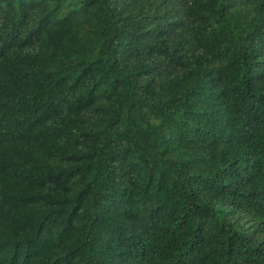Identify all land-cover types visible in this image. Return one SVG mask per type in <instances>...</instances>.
I'll return each mask as SVG.
<instances>
[{
    "label": "trees",
    "instance_id": "1",
    "mask_svg": "<svg viewBox=\"0 0 264 264\" xmlns=\"http://www.w3.org/2000/svg\"><path fill=\"white\" fill-rule=\"evenodd\" d=\"M0 264H264V0H0Z\"/></svg>",
    "mask_w": 264,
    "mask_h": 264
}]
</instances>
